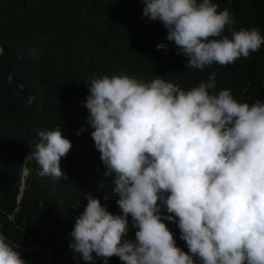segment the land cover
I'll return each instance as SVG.
<instances>
[{
	"label": "clouds",
	"instance_id": "9594fccd",
	"mask_svg": "<svg viewBox=\"0 0 264 264\" xmlns=\"http://www.w3.org/2000/svg\"><path fill=\"white\" fill-rule=\"evenodd\" d=\"M140 2L142 18L162 24L167 41L187 58L185 68L234 64L264 45L258 27L236 30L230 10H218L213 0ZM215 77L187 90L124 74H93L85 82L86 122L120 211L85 196L69 234V248L84 261L95 253L103 264L113 256L123 264H264V101L240 102L228 88L217 92ZM37 136L28 157L38 175L67 179L61 159L72 143L61 125ZM129 216L134 240L127 238ZM164 220L177 223L187 252ZM19 249L0 232V264H26Z\"/></svg>",
	"mask_w": 264,
	"mask_h": 264
},
{
	"label": "trees",
	"instance_id": "16d2710c",
	"mask_svg": "<svg viewBox=\"0 0 264 264\" xmlns=\"http://www.w3.org/2000/svg\"><path fill=\"white\" fill-rule=\"evenodd\" d=\"M213 2L230 10L236 30L258 27L264 36V0ZM143 7L140 0H0V232L20 245L26 264H103L95 253L89 262L69 248L87 194L113 214L120 211L86 122L85 82L93 74L143 82L160 77L187 90L215 72V91L231 89L249 104L264 101V45L234 64L188 69L162 24L142 18ZM57 124L72 143L61 159L67 179L59 180L39 176V165L28 157L38 130ZM163 222L187 252L178 218ZM135 231L129 216L127 238L134 240ZM108 264L123 262L113 256Z\"/></svg>",
	"mask_w": 264,
	"mask_h": 264
},
{
	"label": "bare ground",
	"instance_id": "6f19581e",
	"mask_svg": "<svg viewBox=\"0 0 264 264\" xmlns=\"http://www.w3.org/2000/svg\"><path fill=\"white\" fill-rule=\"evenodd\" d=\"M32 137V136H31ZM36 139L34 138V141H35ZM28 148V147H27ZM29 149V148H28ZM28 149H27V151H28ZM26 153V152H25ZM27 163V162H26ZM31 165V164H30ZM30 168V167H29ZM23 172H25V171H23ZM30 173V172H29ZM23 184V183H22ZM8 190V189H7ZM17 195V194H16ZM16 197V196H15ZM19 201V200H18Z\"/></svg>",
	"mask_w": 264,
	"mask_h": 264
}]
</instances>
